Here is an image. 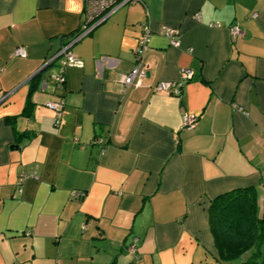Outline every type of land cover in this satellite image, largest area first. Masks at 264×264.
I'll return each instance as SVG.
<instances>
[{"label": "crops", "instance_id": "obj_1", "mask_svg": "<svg viewBox=\"0 0 264 264\" xmlns=\"http://www.w3.org/2000/svg\"><path fill=\"white\" fill-rule=\"evenodd\" d=\"M127 5L70 47L81 66L56 88L81 2L0 0V264H201L217 258L214 198L255 187L262 210L264 0ZM143 21L146 75L125 86ZM184 69L178 97L154 91Z\"/></svg>", "mask_w": 264, "mask_h": 264}, {"label": "trees", "instance_id": "obj_2", "mask_svg": "<svg viewBox=\"0 0 264 264\" xmlns=\"http://www.w3.org/2000/svg\"><path fill=\"white\" fill-rule=\"evenodd\" d=\"M208 223L217 258L201 264H264V203L259 211L255 187L214 198Z\"/></svg>", "mask_w": 264, "mask_h": 264}, {"label": "built area", "instance_id": "obj_3", "mask_svg": "<svg viewBox=\"0 0 264 264\" xmlns=\"http://www.w3.org/2000/svg\"><path fill=\"white\" fill-rule=\"evenodd\" d=\"M82 4V16L83 22L78 34L74 36L72 41L68 44L63 45L57 53V56L60 57L58 60V73L50 76V80L54 84L56 88H60L64 83L63 72L66 67H76L79 68L81 66V62L76 59L70 52V47L87 36L91 31L97 26L99 23L103 22L105 19L109 18L111 15L116 13L118 10L126 6L127 4H131L137 2L138 0H78ZM139 35L136 40V45L133 50L134 55V66L131 71L122 77V84L125 86H130L137 79L141 80L145 77V72L141 69L143 64L142 59L143 55L147 50V45L150 37V28L146 21H143L139 24ZM230 36L233 41L238 38H243V33L238 28L237 25H233L229 29ZM161 34L165 36L169 42V45L175 48L180 46V42L174 38L173 32L169 30H162ZM14 55L19 57H25V52L22 48H17L14 51ZM56 56V57H57ZM191 79V72L187 69H184L180 72V81L179 82H159L155 85L154 91L157 93H168L175 97H178L181 93V89L183 84ZM45 107L52 110L55 113V124H58V120L60 118V114L64 108V102L61 99H56L55 101L48 102L45 104ZM196 122V118L190 116L188 114H181V123L182 128L186 130H190L194 127ZM94 144L102 145L101 139L93 140ZM24 179L22 176L19 180L21 183ZM264 191V185H263ZM73 195L81 198L84 196L83 192H73ZM85 229V227H83Z\"/></svg>", "mask_w": 264, "mask_h": 264}, {"label": "water", "instance_id": "obj_4", "mask_svg": "<svg viewBox=\"0 0 264 264\" xmlns=\"http://www.w3.org/2000/svg\"><path fill=\"white\" fill-rule=\"evenodd\" d=\"M105 20H106V19H105ZM105 20H104V21H105ZM104 21H103V22H104ZM103 22L99 23L97 26H95V28L98 27V26H99L100 24H102ZM95 28H94V29H95ZM56 58L59 59L60 57L57 56Z\"/></svg>", "mask_w": 264, "mask_h": 264}, {"label": "rangeland", "instance_id": "obj_5", "mask_svg": "<svg viewBox=\"0 0 264 264\" xmlns=\"http://www.w3.org/2000/svg\"><path fill=\"white\" fill-rule=\"evenodd\" d=\"M128 6V5H127ZM127 6H125V7H127ZM58 61H60V60H58ZM52 69H54V68H52ZM51 70V69H50ZM54 70H56V69H54Z\"/></svg>", "mask_w": 264, "mask_h": 264}]
</instances>
